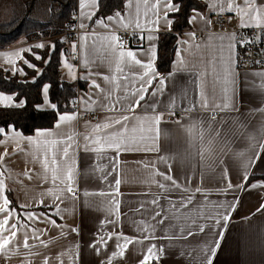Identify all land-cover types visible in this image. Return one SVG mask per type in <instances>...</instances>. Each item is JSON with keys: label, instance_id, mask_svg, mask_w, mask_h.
<instances>
[{"label": "crops", "instance_id": "1", "mask_svg": "<svg viewBox=\"0 0 264 264\" xmlns=\"http://www.w3.org/2000/svg\"><path fill=\"white\" fill-rule=\"evenodd\" d=\"M203 1L205 8L193 9L189 21L193 16L196 19L191 22L190 28L181 32L171 69L167 73H162L156 67L158 37L160 32L174 28L173 12L168 14V19L164 18V0H160L159 3V23L156 25L149 21L157 19L156 10L152 7L157 0H148L147 4L144 0H131L130 6L129 0H125L121 10L114 9L107 15L92 17V20L81 16L79 0L77 8L79 23L83 22L87 26L74 43L77 46L75 50L79 51V57L73 58L70 55L73 44L68 49H63L60 70L65 80L84 79L88 87L81 88L74 101L79 109L74 107L73 103L72 109L58 113L74 115L76 119L63 123L57 130L55 127L57 118L52 126L38 127L33 133L23 132L13 124L7 128L0 126L6 130L0 134V155L3 156V160L0 161V179L4 181L3 195L8 197L9 207L15 209L13 217L9 218V226L16 223V218L19 217L17 237L5 251L0 252V264H45V261L47 264H205L207 253H210L215 241L219 239L220 232H223V239L213 264H264V208L261 207L264 205V186L251 188L253 183L264 185V179L250 178L253 174H264V151L256 146L264 143V111H261L264 109V78L254 75L264 72V69L239 70L236 41H231L235 44L232 53L233 77H230L234 78V83H229L227 87L233 107L238 110L220 112L217 109L220 114L215 116L212 128L220 129V135L215 138L211 153L207 150L208 135H205L202 147L200 141L190 138L185 128L189 121L182 118L186 115L181 112L182 108L192 104L198 105L200 99L198 85L201 83L209 97L210 105L221 102L224 68L227 66L229 56L228 37L236 35L233 31L206 29L210 26L208 21L211 14L221 12L220 6H223L225 11L229 2L244 6V0ZM171 2L179 6L175 0ZM98 4L99 0L97 7ZM255 4L264 6V0H255ZM97 7L85 8L83 11L96 12ZM117 11L121 13L123 23L129 25L127 28L121 26L119 19L106 20L108 16H115ZM231 12L237 13L235 10ZM238 15L241 25V16ZM97 19L105 20L110 27L104 28L95 24L94 21ZM168 20L172 21L170 29ZM137 22L141 24L139 29L135 27ZM123 29L136 30L140 38L138 44L121 47L119 41L105 39L112 35L120 36ZM200 30L203 31L202 34L196 37ZM85 34L87 39L82 40L81 36ZM50 36L42 34L34 40H29L22 35L7 48H0V67L5 71L7 69L10 74H14V67L23 69V75L18 71L15 74L20 79H25L27 65L23 60L27 59L35 65L26 52L21 53L22 58L13 57L15 65L7 64L4 54L31 49L28 52L35 56L39 55L34 52V46L46 44ZM148 36L155 39L149 40ZM59 37L64 40V37ZM113 43L116 46L115 51L110 47ZM150 48H155L153 66L159 75L148 89L146 99L141 105L151 104L156 100L159 101L156 111L165 113L159 125L160 131L156 141L159 151H121L118 165L117 154L114 151L104 153L85 151L83 136L91 133L94 124L108 116L119 115L102 107L109 103L105 95L116 89L117 85L120 88L114 95H123L124 85L130 90L139 87L138 76L144 69L132 65L126 58L121 64L123 72H117L116 58L119 52L134 51L138 59L147 62L151 57ZM65 63L72 65L75 79L65 67ZM34 68L38 72L42 71L41 65L37 64ZM105 76L110 80L106 81L103 78ZM160 78H167L164 90L153 97L151 93L158 87ZM93 81L99 88L92 86ZM45 85L48 86L47 97L42 88L43 101L39 103V107L51 108V105L56 103L49 97V83H44L43 87ZM0 93L12 95L13 104L25 102L24 98L16 99L14 92L0 90ZM182 93L186 94V97ZM173 96L176 97L175 111L182 114L170 117L167 114V106ZM82 109L98 112L99 117L95 120L86 119L81 113ZM146 111L151 114V109L138 107L136 114L144 115ZM190 115L193 118H203L204 127L208 126L209 112L197 106L196 111ZM177 120L180 122L176 123ZM39 130L54 133L58 131L59 136L38 137L36 132ZM68 135L74 137L68 158H63L62 153L57 150L60 146H52L45 142L57 138L66 139ZM134 135L138 137L140 133ZM27 137H32L33 143H29ZM5 151L7 155H4ZM54 152L55 158L59 161L58 175L61 179L64 178L66 164L73 168L72 186L79 190L75 196L64 190L66 183L61 184L60 180L55 183L52 181L53 169L57 167L52 164ZM45 157L47 169L44 167ZM160 157H165L167 163L162 162ZM169 165L171 175L182 187L165 192L158 186V182L166 185H170L171 182L163 181L158 173L168 174ZM245 173L248 176L247 181ZM105 175L107 179H104ZM117 178L121 180L118 190L115 186ZM229 182L233 185L231 189L227 187ZM241 184L244 185L243 188L237 187ZM185 188L188 191H184ZM197 188L200 189L199 192L196 191ZM8 190L13 191V201ZM49 190L60 196V199L55 201L59 215L58 209L52 207L54 197L49 195ZM86 192L88 195H85ZM193 193H195L193 201L186 208H180L177 204L179 211L172 209L169 200L186 199ZM157 199L159 204L151 203ZM219 204H224L225 207H216ZM20 205L27 207L21 208ZM232 208H235V211H232ZM161 209L165 210L162 215L167 216L163 223L159 222L161 216H155ZM216 212L230 214L231 218L226 225L222 219L221 224L216 226L215 220L202 218ZM27 213H32L39 219L28 220ZM173 213L179 219H174ZM4 218V214H0V220ZM49 219L55 220L56 224H51ZM20 224L25 227L21 228ZM199 225H206L204 232L199 231ZM33 229L37 230L35 236ZM189 232L193 234L189 235ZM121 234L132 241L124 247L122 255L119 254L121 249L117 244L124 245L125 242L123 238L119 241L116 239L117 235ZM3 235L9 233L4 232ZM26 236L29 247L24 246ZM146 236L149 238L145 239ZM152 245H155V249L149 254L148 249ZM114 252L118 254L113 256ZM159 257L161 260L158 263Z\"/></svg>", "mask_w": 264, "mask_h": 264}, {"label": "snow or ice", "instance_id": "2", "mask_svg": "<svg viewBox=\"0 0 264 264\" xmlns=\"http://www.w3.org/2000/svg\"><path fill=\"white\" fill-rule=\"evenodd\" d=\"M144 3L147 4L148 0H144ZM160 0H157V3L153 5V9L156 10L157 13V19L149 21L151 24H158L159 23V17H158V7H159ZM131 4V0H129V6ZM165 4V11H164V18L168 19V14L170 12H178L179 7L177 4L172 3L171 0H164ZM97 7V0H80V8H81V16L86 17L88 20H92V17L96 14L94 11L90 12H84L83 9L85 8H95ZM215 7V5H213ZM262 8L264 6H259L255 4V0H244V6H240L238 4H235L234 2H229L227 5V11L231 12L233 10L237 11L238 14L241 16V27L242 28H251V27H256L260 28L262 32H264V11H262ZM247 9V10H246ZM195 11V10H194ZM220 11L224 12L225 8L223 6H220ZM197 15H200L197 13ZM244 17H247V19H244ZM119 19L121 26L124 28H127L129 25L123 23V18L121 16V13L119 11L116 12L115 16H108L106 17L107 21H113ZM196 19L195 16L190 18V23ZM95 24L101 25L104 28H109L110 24L105 23V20L103 19H97L94 21ZM210 24L211 21H208ZM172 21L168 20V27L169 29L171 28ZM80 28H85L87 27L83 22L80 23L79 25ZM135 27L137 29L141 28V24L139 22L136 23ZM158 30V29H156ZM94 34V33H93ZM149 40L155 39L153 36H148L147 37ZM82 40L87 39V34L84 36H81ZM105 39H110L112 42L120 41L121 38L116 35H112L111 37H105ZM223 39V38H221ZM230 40V43L228 44V50H229V56H228V61H227V66L224 68V77H223V82H224V87L221 89V102L220 103H215L213 105H210L209 103V97L206 94L203 83L198 85L200 91H199V102L197 104H192L189 105L186 108H182L181 112L185 113L186 115L182 117L183 119H187L189 121L188 125L185 126L186 131L188 132L189 136L193 140H198L201 142V145L203 147V141L205 138V135H208V146L207 150L211 153L214 147V141L216 137H219L220 135V129H215L213 130L212 124L215 122V116H216V110L218 109L220 112H225V111H233V110H238L234 109L233 107V102H232V97L229 95V90L227 85L229 83H234V78L230 79V77H233V72H232V63H233V49L235 48V44H233L231 41H237V37L231 36L228 37ZM238 43H241L242 46H247L249 43H255V40L248 41V40H243V41H237ZM122 47V44L120 45ZM34 47L36 48H43L45 47L44 44H36ZM52 49H55V45L51 46ZM76 44H73V50L75 51L76 49ZM112 47L113 51H115V43L110 45ZM31 51V49H21L20 51L13 52V53H5V59L6 63L9 65H15L16 61L13 59V57L17 58H22L21 53L22 52H28ZM149 52L151 53V57L147 62H144L140 59L137 58V53L131 50L128 51H120L118 54V57L116 58V71L117 72H123V68L121 67V64L125 62V59L127 58L132 62V65H138L141 68L144 69L143 73L138 76L139 79V87L135 88L134 90H130L127 85H124L123 88V95H114L115 92H117L120 88L119 85H117L116 89H113L112 92H108L105 95V99L109 101L108 104L102 105L103 108L107 109L109 112H115L119 113V115L116 116H108L106 117L103 121L97 122L94 124L92 127V131L90 134H85L83 136L85 144H84V150L85 151H92L96 153H104L109 150L114 151L117 154V160L116 164L118 165L119 160L118 156L121 153V151L128 152V151H147V152H152V151H159L158 147L156 146V141L159 136V125L164 119L165 113L163 112H157V107L159 105V101L153 100L151 104H145L141 105L142 101H145L146 96L145 94L148 92V89L152 87L153 81L157 79L158 73L156 72V69L153 66V61L155 59V48H150ZM36 60H40L41 57L39 55L35 56ZM24 64L27 65L29 68H34L35 65L30 63L27 59L23 60ZM181 63L183 61L181 60ZM65 67L69 69L70 74L73 75V79H75V75L73 74V69L72 65H69L65 63ZM7 71V69H6ZM20 72L21 75H23V69H17L13 68V73L15 72ZM136 74H134L135 76ZM171 75V74H170ZM254 75L261 76L264 78V72H258L254 73ZM106 81L110 80L109 77L105 76L103 77ZM124 79H127V77H124ZM165 79L167 78H160L158 80V87L156 88L155 91L151 93L153 97L157 95V93H162L164 90V85H165ZM93 87L99 88V85L96 84L95 81L92 83ZM214 90V89H213ZM43 92L45 94V97H47L48 93V86L45 85L43 87ZM183 95L186 94L182 93ZM135 98V99H133ZM82 99V98H81ZM14 100V97L12 95H4L3 93H0V104H3L5 107H16V108H23L25 106L24 101H19L18 103L13 104L12 101ZM145 107L146 109H151V114H148L147 111L145 112L144 115H137L136 114V109L138 107ZM197 106L204 111H207L210 113L209 119H208V126L205 128L204 127V120L203 118H193L190 114L196 111ZM39 107V106H37ZM56 105L52 104L51 108L56 109ZM176 97L173 96L169 100V104L167 106V114L170 116H175L176 115ZM261 111H264L262 109ZM131 113V115L129 114ZM76 119V116L74 115H69V114H60L58 117V122L55 125L56 129H60L61 125L65 122L69 121H74ZM176 123H179L180 121L177 120L175 121ZM5 129L3 127H0V134L5 133ZM139 132L140 135L137 137L134 135L135 133ZM214 132V135H213ZM129 133H132L133 135H129ZM154 133V135H152ZM36 135L43 136V137H52V136H59V132H52V131H47V130H39L36 132ZM29 143H33V138L32 137H27L26 138ZM74 137L72 135H68L66 139L64 138H57V139H51V140H46L45 142L49 145L52 146H60L58 147V151L62 153L63 158H68L69 157V149L72 148V141ZM79 146V145H77ZM261 151H264V143H259L256 145ZM4 155H7V151H5ZM257 159H258V154H257ZM3 160V156L0 155V161ZM160 160L164 163H167V159L165 157H160ZM52 164L56 165L57 167L53 169V174H52V181L55 183L57 180H60L61 184L66 183V190L68 193H71L73 196H75V190L72 187V181H73V168L71 165H67L64 169V178L61 179V177L58 175V170H59V161L55 158V152L53 153V158H52ZM44 167L47 169V157H45V165ZM247 167V166H245ZM115 170V169H114ZM163 181H169L171 182L170 185H166L163 182H158V186L165 192H171L174 189H181V185L173 178L171 175V167L169 165V170L168 174H165L163 172L158 173ZM227 176V170L225 169V177ZM104 179H107V175H105ZM248 176L247 173H245V181H247ZM121 180L117 178L115 180V186L116 189H119ZM264 185L256 184L253 183L251 184V188H256V187H261ZM229 189L233 187V185L229 182L228 186ZM237 187L243 188L244 185H238ZM61 190V191H64ZM184 191H188V189H183ZM197 192L200 191L199 188L196 189ZM225 191V190H221ZM4 193V181L0 179V199H2V203H0V214H4V219L0 220V252L5 251L8 246L10 245L11 241L17 237V226L19 223V217H17V222L12 223L9 226V218L13 217V213L15 211L14 208H10V201L7 196L3 195ZM103 194V193H102ZM49 195H53V205L52 207H56L58 209V205L55 204V201L60 199L59 195H55L52 193L51 190H49ZM85 195H88L86 192ZM195 193L192 195L188 196L186 199L181 198L179 201H171L169 200V203L172 207V209H176L178 212L179 209L177 208V204H179L180 208H186L189 204L192 203L193 198H194ZM43 204V201H41ZM153 204H159V200H153L151 201ZM19 207L24 208L27 207V205H20ZM216 207L223 208L225 207L224 204H219ZM264 208V205L261 206ZM116 208H119V202H116ZM164 209H161L155 213V216H161V220L159 221L160 223H163L164 219L167 218V216H163L162 213L164 212ZM232 211H235V208H232ZM259 211V210H258ZM44 215V214H42ZM57 215H59V209L57 211ZM155 216L153 219H155ZM26 218L28 220H33V219H39V217H35L32 213H27ZM173 218L174 219H179L173 213ZM206 218L209 220H215V225L219 226L221 224V219L224 221L225 225L228 223L230 220L231 216L230 214L224 215L223 213H213L212 215H209L207 217H202ZM49 222L53 225L56 224L55 220L49 219ZM8 226V227H6ZM20 227L23 228L25 225L20 224ZM206 225H199V231L204 232ZM154 227H152V231H154ZM36 229H33V236L36 234ZM183 231V229H182ZM4 232H8L9 235H3ZM189 235H192V232L188 233ZM219 239L215 241L214 247L211 248L210 253L208 254V258L205 262V264H213L214 258L217 254L218 249L220 248V243L223 239V232H220L219 234ZM38 239V237H36ZM111 238V237H110ZM121 238L124 240V245L117 244V247L121 249L120 255L123 254V249L126 247L128 243H131V238L128 237H122L121 235H117L116 239L119 241ZM149 237L146 236L145 239H148ZM155 238V237H152ZM103 240V237L100 238ZM25 247H29L27 244V236L25 237ZM155 249V245H152L148 249V253L152 254L153 250ZM162 251V249H161ZM118 253H113V256L117 255ZM148 257H145V260H147ZM45 264H47V261H45Z\"/></svg>", "mask_w": 264, "mask_h": 264}, {"label": "trees", "instance_id": "3", "mask_svg": "<svg viewBox=\"0 0 264 264\" xmlns=\"http://www.w3.org/2000/svg\"><path fill=\"white\" fill-rule=\"evenodd\" d=\"M179 3V11L173 12L174 28L160 32L156 67L162 73L171 69L175 50L180 42L182 30L190 28L189 17L195 8H205L203 0H175ZM125 0H99L96 14L107 15L114 9H122ZM79 0H0V48H7L22 35L29 40L39 36L58 34L67 27L72 13L77 10ZM43 48L34 47L41 59L26 52L35 65H41L42 71L26 66L27 75L20 79L17 74H10L0 67V90L14 92L16 99L25 100L23 108L5 107L0 105V126L7 128L13 124L26 133H33L38 127L52 126L58 118V113L73 108V103L81 88H87L84 79L68 80L62 77L60 70L61 51L65 48L66 40L58 35L50 36ZM55 45V49H52ZM28 76L34 78L29 79ZM49 83V97L56 103V109L41 108L42 88ZM251 177H262L264 174H253ZM11 200L13 191L8 190Z\"/></svg>", "mask_w": 264, "mask_h": 264}, {"label": "built area", "instance_id": "4", "mask_svg": "<svg viewBox=\"0 0 264 264\" xmlns=\"http://www.w3.org/2000/svg\"><path fill=\"white\" fill-rule=\"evenodd\" d=\"M239 15L234 12H214L211 14L210 17V26L208 31L211 30H221V31H233L237 37V41H243L248 40L252 41L255 40V43H249L247 46H242L241 43H238L236 41V50H237V65L239 70L242 69H264V32L261 31L260 28L251 27V28H242L239 24ZM79 12L75 10L72 15L70 16L67 27L64 31H61L58 34H50L58 35L64 37V40H66L65 48L68 49L70 45L76 43L78 41V38L83 31L82 28L79 27ZM202 30L198 31L196 34L197 36H200L202 34ZM45 35V33L43 32ZM138 32L133 29H123L120 32V38L119 45L122 44V47L124 46H134L138 44L140 41V38L138 37ZM64 48V49H65ZM70 55L73 58L79 57V51L78 50H70ZM74 107L79 109V107L74 102ZM82 115L86 119L95 120L99 117L98 112H92L90 110H81ZM181 112H177L175 116L181 115ZM220 112L216 110V116H218ZM172 117V116H170ZM75 190V193L78 194L79 190L72 186ZM161 258L159 257L157 259V262L159 263Z\"/></svg>", "mask_w": 264, "mask_h": 264}]
</instances>
